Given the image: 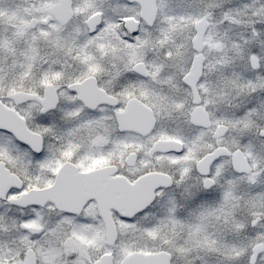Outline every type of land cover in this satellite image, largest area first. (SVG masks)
Masks as SVG:
<instances>
[{"label":"snow or ice","instance_id":"obj_1","mask_svg":"<svg viewBox=\"0 0 264 264\" xmlns=\"http://www.w3.org/2000/svg\"><path fill=\"white\" fill-rule=\"evenodd\" d=\"M0 264H264V0H0Z\"/></svg>","mask_w":264,"mask_h":264}]
</instances>
